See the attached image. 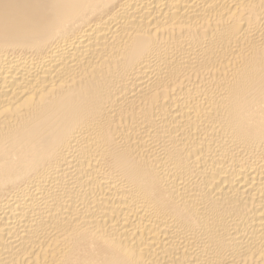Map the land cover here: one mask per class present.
<instances>
[{"label": "bare ground", "instance_id": "bare-ground-1", "mask_svg": "<svg viewBox=\"0 0 264 264\" xmlns=\"http://www.w3.org/2000/svg\"><path fill=\"white\" fill-rule=\"evenodd\" d=\"M0 264H264V0H0Z\"/></svg>", "mask_w": 264, "mask_h": 264}]
</instances>
